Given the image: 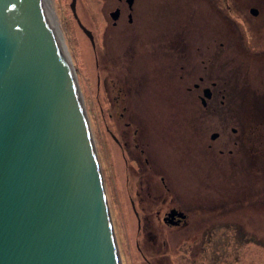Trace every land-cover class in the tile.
I'll list each match as a JSON object with an SVG mask.
<instances>
[{"label": "rangeland", "instance_id": "obj_1", "mask_svg": "<svg viewBox=\"0 0 264 264\" xmlns=\"http://www.w3.org/2000/svg\"><path fill=\"white\" fill-rule=\"evenodd\" d=\"M53 2L100 166L121 264H264V179L260 180L257 186H249L245 176L237 174L234 182L230 183V174L223 173L229 170L231 165L235 166L231 163L234 156L237 157L232 140L241 133V125H238L240 128L235 132L231 131L230 126L241 121L237 119L240 115L229 114L228 127L221 128V121L216 115L201 116L197 111L195 116L193 105L188 100L181 103L182 93L175 103L174 92L166 81L164 89L160 81L156 82L158 89L163 91L164 97H161L160 105L164 109L162 113H153L147 107V96L139 87L138 81L128 79L124 74L142 73L148 54H143L141 47L150 36L151 28L159 24V5L152 4L153 0H135L133 25L138 34L136 33L133 42L134 37H126L128 27L124 16L118 25L110 23L107 10L112 8L115 0H74L77 20L71 11L72 0ZM203 19L204 16L198 14L197 24L201 25ZM130 42L134 46L125 51V56L130 62L123 61L124 48ZM199 43L202 47L206 43L204 34L198 39ZM214 47L212 45L209 51H203L202 56L197 53L198 65L201 63V57L207 58ZM237 47L240 51L235 47L229 49V56H238L231 60L229 69L235 68V64H241L243 70L246 69V77L243 78H246L252 89L261 93L264 88V58L259 57L255 50H251V53L246 51L241 44H237ZM122 61L127 62L122 65L124 72L121 71L126 78L125 82L117 75L118 71L112 68V63L121 64ZM150 64L151 62H148V65ZM110 77L117 81V85L123 84L127 88L126 97L128 96L129 102L123 119L130 120L135 114L133 123H137L138 117L143 122V126L137 123L139 127L158 128L149 143L140 144L143 147L141 153L137 150L138 154L134 152V162L129 161V156L124 160L109 135L112 122L116 120L113 111L117 116L115 109L109 104ZM149 96L153 103L158 102L152 93ZM198 104L200 102L196 101L197 107ZM173 105H178L180 112L175 110ZM249 113L259 116L252 108ZM123 119L120 118L122 124ZM254 126L260 134L264 133V125ZM130 127H134V124H123V129L130 130ZM214 130H218L219 135L216 134L212 138L211 132ZM247 135L245 128L244 137ZM126 140L129 145L128 139ZM152 147L155 156L151 152ZM219 148L224 151L220 153ZM228 148L234 149L230 152V157L225 155ZM259 151L264 153V140L262 143L259 141ZM143 156L148 159L147 166L143 162ZM263 156L261 154L259 162ZM154 162L157 164L158 174L148 185L151 188L156 181L151 196L156 194L158 198L154 199V196L151 199L152 208L144 210L142 205L138 206L137 196L134 194L139 187L140 166H144V171L156 170ZM131 163H136L138 170H134ZM260 164L263 168L260 173L264 174V163ZM160 175L163 176L164 182L160 180ZM159 189L162 192L160 196ZM226 189V193L220 191ZM145 191L144 187L139 191L140 199L144 197ZM163 196H174L171 202L179 204L181 209L189 212L184 226L163 224L160 218L162 208H159L160 204L157 203ZM221 196L224 200H221ZM131 198L135 201L134 204L131 203ZM202 205H210L208 214L201 211ZM132 208L137 210L139 215H148L151 218L149 223L142 221L140 230ZM158 209L160 216L157 215ZM146 232L151 239H147Z\"/></svg>", "mask_w": 264, "mask_h": 264}, {"label": "water", "instance_id": "obj_2", "mask_svg": "<svg viewBox=\"0 0 264 264\" xmlns=\"http://www.w3.org/2000/svg\"><path fill=\"white\" fill-rule=\"evenodd\" d=\"M75 80L42 0H0V264H121Z\"/></svg>", "mask_w": 264, "mask_h": 264}, {"label": "flooded vegetation", "instance_id": "obj_3", "mask_svg": "<svg viewBox=\"0 0 264 264\" xmlns=\"http://www.w3.org/2000/svg\"><path fill=\"white\" fill-rule=\"evenodd\" d=\"M154 3L159 5L157 9L159 24L151 28L150 36L144 42V46L141 47L143 54L145 52L148 54V58L145 57L143 71L140 74L124 73L128 79L138 81L139 87L141 90L143 89V93L147 96L146 101L149 104L147 107L156 114L163 112L164 107L160 105L161 97H164L163 91L158 89L156 82L160 81V85L164 89V81H166L174 92L175 103H177V98L182 93L181 103L188 100L193 105L195 116L197 111L201 116L216 115L221 121V128L226 129L228 127L227 119L231 113H237L242 117V112L252 107L255 112L264 114V88L261 93L252 89L246 78H243V76L246 77V69L243 70L241 64H235V68L229 69L231 60L238 57L235 54L229 56V49L235 47L238 51L237 44L243 45V48L250 53L251 50H255V53L259 57L264 58L262 56L264 54V0H153L152 4ZM134 4L135 0H115L112 8L107 10L112 25H118L121 18L125 17L128 27L126 37H134L133 42L136 38V33L138 34L133 25L135 21ZM114 9L117 12L115 19L111 18V12ZM198 14L204 16L201 25L197 24ZM203 34L205 35L206 43L202 47L200 43L198 44V39ZM212 45L215 46L213 51H211L207 58L201 57V63L198 65L196 61L197 53L199 52L201 55L203 51H209ZM133 46L131 42L126 45L122 54L123 61L130 62L129 58L125 56V51ZM146 59H148V62H151L150 65H148V62L146 63ZM123 61L121 64H114L117 62L115 59V62L112 63V68L118 71L117 75H120L125 82L126 78L121 71L124 70L122 65L127 62L123 63ZM127 69L129 70V67ZM108 84L110 86L109 89H111L109 104L113 106V110L115 109L117 113L116 116L113 111L116 120L112 122V129H109V135L115 142L114 144L117 145L116 147L119 148V152L124 157V160H127L129 156V161L132 162V159L136 160V156H132L136 155L134 152L138 154V152L141 153L143 150L140 144L149 143L152 134L158 128L144 129L143 127H139L138 124L143 126V122L138 117L136 121L138 124L133 123L136 119L135 114L130 120H124L123 114L129 102L128 96L126 97L127 88L120 83V85H117V81L111 77ZM205 87H208V95L205 102H202L201 95ZM150 93L158 99L157 103H153L149 96ZM196 101L200 102L198 107L196 106ZM254 103L258 105L255 106ZM173 107L180 112L178 105H173ZM177 111L175 115L178 114ZM241 117L237 119L240 120ZM120 118L124 120L123 124L128 126H133L134 124V127H130V130L123 129ZM236 124L230 126V129L235 132L241 125V133L232 140L235 146V154L237 155L236 159H238L236 164L238 167V164L243 160L245 146L244 129L246 126L251 127L254 124L244 123L243 121ZM216 131L219 135V131ZM125 138L128 139L129 145L126 144L127 140ZM218 151L222 153L224 150L223 148H219ZM231 151L233 152L234 149L228 148L225 151L227 154H224L230 157ZM151 152L155 156L153 147L151 148ZM143 159L146 165L148 159L145 156H143ZM131 164L134 170H138L136 163ZM155 166L156 170L150 169L145 171L143 170L144 166H140L139 187L135 191L134 196H137L136 201L138 206L142 205L144 210L152 208L151 199L154 196V199L158 198L156 194L151 196V191L154 189L156 181L153 182L151 188L148 185L154 180V176L158 174L157 164ZM159 178L163 181L162 175ZM142 187L146 191L144 197L140 199L139 191ZM165 188L168 189L167 187ZM161 193L159 189V196ZM173 198L174 196L172 198L163 196L161 200L157 201L160 204L158 207L162 208L161 221L163 224L169 226H184L187 223L189 212L181 209L179 204L172 203L171 199ZM131 203H135L132 198ZM209 206L202 205L201 211L208 214ZM159 210L157 215L160 216ZM170 210L176 212H173V215L169 216V219H164ZM133 211L135 212L139 230L141 229L142 221L148 223L151 221L148 215L141 216L137 210L133 209ZM177 212H182L184 216H180ZM204 220H206V217ZM146 236L147 239L152 238L148 235V232H146Z\"/></svg>", "mask_w": 264, "mask_h": 264}, {"label": "trees", "instance_id": "obj_4", "mask_svg": "<svg viewBox=\"0 0 264 264\" xmlns=\"http://www.w3.org/2000/svg\"><path fill=\"white\" fill-rule=\"evenodd\" d=\"M235 98H238V97H235ZM250 109H246L245 111L242 112V117L240 116L241 117L240 120L241 121L244 120L243 121L244 123H252L254 125L263 126L264 125V114L257 113L252 108L254 113H257V115H259V116L251 115L249 113ZM245 115L247 116L246 120L244 117ZM245 128L248 131V135L244 137L245 138V141H244L245 146L244 147L246 150L244 149L243 160L241 163L238 164V167L236 166L238 159L231 162L235 166L231 165L232 170L230 171V173H231L230 174V176H231L230 183H232V181L234 182L235 176L237 174H239L242 176L244 175L247 178V184H250L249 186H253L257 183L259 184L260 180L264 179V174L260 173V172H262L261 170H263L260 163H264V156H263V159L260 160V162L258 159H256V160L253 159V154L259 155L260 158H261V154L264 155V153H261V151H259V141L262 143V141L264 140V133L260 134L257 131L258 128L255 126H251V127L246 126ZM234 189H236V188L234 187ZM234 189H232V190H234ZM226 190H228V189H226Z\"/></svg>", "mask_w": 264, "mask_h": 264}, {"label": "bare ground", "instance_id": "obj_5", "mask_svg": "<svg viewBox=\"0 0 264 264\" xmlns=\"http://www.w3.org/2000/svg\"><path fill=\"white\" fill-rule=\"evenodd\" d=\"M42 3H43L45 17L50 22L51 26L54 28L55 33H56V35H57V37L59 39L61 48L63 50V53H64V55L66 57L67 66L69 67L72 76H74V79H76L75 72L72 69V66L69 65L70 59H69V55H68V51H67V46H66V42L63 39L61 29L59 27L58 19H57L56 12H55V9H54V2H53V0H42ZM77 87H78V85H77ZM81 104L83 106V102L82 101H81ZM83 109H84V107H83ZM233 129H235V128H233ZM253 159L254 160L258 159L259 160L260 156L253 154ZM233 160H236L235 156H234ZM228 161H230V160L228 159ZM230 167L231 168L229 170H227V171H231L232 170V166H230ZM240 176L242 177V175H240ZM243 177H244V175H243ZM242 180H243V178H242Z\"/></svg>", "mask_w": 264, "mask_h": 264}]
</instances>
